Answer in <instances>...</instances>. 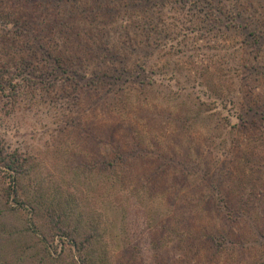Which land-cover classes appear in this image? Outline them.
Wrapping results in <instances>:
<instances>
[{"label":"rangeland","instance_id":"obj_1","mask_svg":"<svg viewBox=\"0 0 264 264\" xmlns=\"http://www.w3.org/2000/svg\"><path fill=\"white\" fill-rule=\"evenodd\" d=\"M0 1V66L8 58L20 63L19 57L28 54L37 68L35 77L24 80L31 69L14 67L4 74L0 68L5 87L0 91V139L32 158L43 183V202L61 201L75 207V215L89 208L98 227L99 240L90 249L95 261L107 255L111 264H161L159 254L174 251L181 238L176 231L191 233L192 226L173 224L172 231L156 235L167 220H161L167 209L163 196L151 192L158 183L156 154L172 147L178 159L190 160L188 166L176 162L189 170L188 183L201 185L203 175L213 174L224 190L235 191L234 198L242 186L254 190L262 212L252 210L253 217L257 223L264 218V0H106L116 16L105 20L97 14L95 20L86 18L97 13L96 0L54 1L47 8L51 15L73 10L71 23L85 32V40L112 46L127 57L125 80L91 92L85 84L99 68L98 59L84 52L87 77L74 84L68 77L80 68L56 61L65 44L58 26L52 32L35 29L31 36L10 17V0ZM40 19L48 21L44 14ZM34 38L41 39L51 58L41 50H23ZM11 41L19 49L5 51ZM114 64L121 66L119 60ZM5 79L13 83L6 86ZM126 127L130 130L123 135ZM119 145L129 152L139 146L143 166L131 156L125 162L117 158ZM166 167L164 176L175 169ZM173 181L162 179L158 185ZM193 209L208 215L201 201L188 211ZM209 220L222 227L220 218ZM24 227V218L0 201V264H45ZM243 233L259 256L209 245L184 257L190 252L183 240L175 257L188 264H242L241 257L251 259L247 264H264V248L257 246L264 239L248 228ZM53 246L61 247L57 238Z\"/></svg>","mask_w":264,"mask_h":264},{"label":"trees","instance_id":"obj_2","mask_svg":"<svg viewBox=\"0 0 264 264\" xmlns=\"http://www.w3.org/2000/svg\"><path fill=\"white\" fill-rule=\"evenodd\" d=\"M54 1L56 0H10L13 11L9 15L13 17L15 22H18L17 24H19L20 27L26 28L25 30H30L31 36H33L32 33L35 29L40 31L47 29V31L52 32V30H54L53 28L58 26L59 33L63 37L65 44L64 48L59 49L61 56H59L56 61L58 63L63 62L68 68H71L72 65L80 68L81 72H79L78 69H74L72 72L75 76L72 78L68 77L69 81H72L74 84H80V81L87 77V67L84 66V58H87V56H83L85 51H87L86 55L94 56V58H97L99 61V68L95 70L93 77L85 84L89 86L90 92L92 88L96 89L97 86L105 85H109L110 90L112 86L118 85L121 81L125 80L128 67L124 61L127 57L122 58L120 52L112 46H103V43L101 44L99 42L89 43V41L85 40L86 38L83 35L84 31H81L78 26L71 23L72 20L75 19L73 10L66 9L65 13H61L60 10H57L56 15L54 13L51 15L47 8ZM104 1L105 2L101 3V0H96L95 2L97 4L95 7L98 9L97 13L91 11L86 18H93V20H95L96 14L102 15L104 20L108 17L110 19L114 18L116 16V14L113 13L114 7L108 5L106 0ZM0 3H3V1H0ZM24 6L30 10H27ZM40 6H43L45 10L36 11L35 8ZM57 6H59L58 3ZM42 14L47 16L48 21H40ZM48 14L51 16H48ZM19 17H22V23L19 21ZM7 18H9V16H7ZM34 40L35 41L31 43L30 47L23 46V50H30L32 53H37L41 50L42 53L51 58V51L40 41L41 39L38 40L34 38ZM16 46H18L16 42H8L5 51H16L19 49V47ZM27 56L32 57L28 54ZM27 56L19 57L20 63L10 58H8L7 61H1L0 68H3L1 72L7 74L8 71L14 67H22L25 69V72L30 69L31 71L27 73L26 76L23 75L21 80L25 78L28 79V77H35L32 71H36L37 68L33 60ZM33 57L36 58L35 56ZM114 60H119L121 66L124 65V67L120 65L116 66ZM68 71L71 70L66 69L64 72ZM6 80L8 79L2 82L6 86L13 83L12 79ZM16 84L18 85L20 83H15V85ZM4 89L5 87L0 83V91ZM263 118L261 117V120H263ZM129 130L130 128L126 127L123 135H126ZM140 148L146 151L145 147ZM115 149L117 152L116 156H118L117 158H120L123 162L127 161L131 156L135 159V165L143 166L141 152H136L139 150V146L132 148L131 152L124 150L122 145L115 147ZM172 150H174V152ZM184 154L186 153L184 152ZM178 156L179 154L175 151L174 147L171 148V152L169 153L159 152L156 154V161L159 162L156 166V182L159 183L162 179L167 181L170 179L174 180V185H170L168 182H164L163 185H158L157 183L156 189H151V192L156 191V194L163 196L165 207L167 208L165 215L161 217V220L164 218L167 220L162 223L161 229L156 230V235L160 238L161 235L158 233L161 232L162 235H165L172 231L174 228L173 224L192 226L188 227V229H192L190 230L191 233L185 234L176 231L181 236L180 239L178 237L175 241L176 248H178L179 241L182 242L185 240L187 245L184 247L190 252L185 254L184 257L199 252L200 248H207L209 245L213 248H220L221 250L234 249L240 255L241 253H245V251H253L256 255H252L251 258L259 256L253 244H248V239L243 233V230L248 228L250 233L256 234L260 239H264V230L261 225L262 222H264V218L262 220L260 219V222L257 223L255 219L256 216L255 218L253 217L255 213H252L254 212L252 210L257 208L256 202L258 193L251 189L247 191L246 187L242 186L241 193L237 195V198H234L233 193H235V191L232 189L227 190V188L224 190L222 180L219 178L216 179L213 174L203 175V184L191 185L188 183L189 170L181 167L182 170L179 168V165H176L177 162L181 165L188 166L187 164L190 160L187 157L181 160L177 158ZM106 164L117 167L116 164H111L109 161H107ZM166 166H171L175 169L172 174L169 171L167 172V176H164V172L168 169ZM176 170L181 172V174H178L180 177L177 176ZM144 174L140 173L139 178H143ZM148 176H150V174L147 175V177ZM124 179H126V174ZM39 184L43 185L42 181L38 180L36 166L32 163V158L26 156L17 149L14 151L11 150L0 139V201L9 210L18 212L24 218L25 227L23 230L26 232H23H25L26 235H30L33 241V248L39 251L40 254L42 253L43 258L41 257V259H46L45 264H111L110 261L106 259L108 257L107 255L100 257L101 262H97L91 257L93 254L90 252V249L98 242L99 237L97 231L98 227L93 220V214H91L89 208L85 209V212L80 211L79 214L75 215V207L68 208L67 205L63 204L61 201H58V203L51 202L46 204L42 201L43 186ZM214 185L217 186V188L213 189ZM206 187L209 188L207 192L204 191ZM190 189H192V193H188ZM69 192L73 193V191ZM188 195L192 197L187 198ZM68 197L71 199L76 198V200L79 199V197L75 196L74 198L73 196ZM197 198L202 202V211L206 215L208 214L207 216H204V214L200 216L199 212H194V209L193 211H188V208H193V206L195 207V205H198L199 201L197 202ZM33 200L41 204L43 211L39 212V208L34 204L35 201ZM166 201L168 203H166ZM261 210L262 209L257 208L258 212H262ZM209 217L210 219L220 218L222 220V227L218 228V226L212 225L210 223L211 221H208ZM83 221H85V224H83ZM192 231H194V233H192ZM55 238H57V241H60L61 247L54 248L53 244ZM254 239L256 242L257 238ZM226 240H228L231 245H227L225 243ZM251 242H253V240H251L250 243ZM263 243L259 242L257 246L264 248ZM195 245L196 248L194 249L193 246ZM176 248L174 251L170 250L165 252L163 250V252L159 254V257H162V259H160L161 264H188V262L184 260V257H175ZM109 253L111 258H113L112 252ZM239 260L242 261V264H247V261H249V263L251 261L250 258L246 257H241ZM207 264H214V262L207 261Z\"/></svg>","mask_w":264,"mask_h":264}]
</instances>
